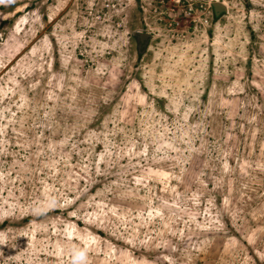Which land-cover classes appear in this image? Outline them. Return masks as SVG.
<instances>
[{
  "label": "rangeland",
  "instance_id": "1",
  "mask_svg": "<svg viewBox=\"0 0 264 264\" xmlns=\"http://www.w3.org/2000/svg\"><path fill=\"white\" fill-rule=\"evenodd\" d=\"M0 264H264V0H0Z\"/></svg>",
  "mask_w": 264,
  "mask_h": 264
},
{
  "label": "water",
  "instance_id": "2",
  "mask_svg": "<svg viewBox=\"0 0 264 264\" xmlns=\"http://www.w3.org/2000/svg\"><path fill=\"white\" fill-rule=\"evenodd\" d=\"M218 5H220V4H218ZM218 7H220V6H216V8H218ZM220 8H221V7H220ZM142 37H144V35H143Z\"/></svg>",
  "mask_w": 264,
  "mask_h": 264
}]
</instances>
